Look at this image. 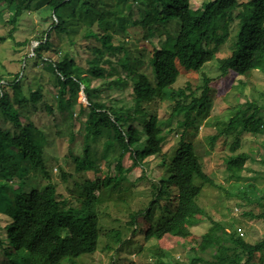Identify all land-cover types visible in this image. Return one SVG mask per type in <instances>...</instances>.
Here are the masks:
<instances>
[{
  "label": "trees",
  "instance_id": "16d2710c",
  "mask_svg": "<svg viewBox=\"0 0 264 264\" xmlns=\"http://www.w3.org/2000/svg\"><path fill=\"white\" fill-rule=\"evenodd\" d=\"M38 1H42L52 15L51 23L42 30L41 36H35L40 41L32 56L24 55L22 71L17 72L12 80L0 77V213L8 217L3 225L4 233L0 232V264H77V258L94 253L101 243L104 244L103 249L112 250L117 256L138 235L143 243L160 239L178 229L181 223L191 224L189 217L192 212L205 214L196 203L201 187L195 178L217 184L202 169L193 142L186 141L184 134L180 136L179 146L171 155L162 150L158 125L161 118L151 108V102H169L170 110L165 118L167 122L173 114L185 110L184 130L197 128L199 118L196 115H203L207 110L210 78L203 74V83L197 87L201 90L199 95L189 82L175 88L178 66L186 71H199L202 68L203 46L210 51L211 43L215 46L227 37L226 32L219 38L211 37L215 20L227 16L228 21H231L235 8H240L235 16L238 25L235 48L228 57L218 59L219 70L222 75L229 70L239 75H246L253 70L264 71V0H207L196 14L190 10L189 0H134L143 5V16L134 24L145 26L151 35L153 26L177 21L175 28L167 31L165 39L152 47L147 62L151 71L150 82L138 78L137 69L144 61L131 57L122 42L107 46L110 53L122 52V57L116 63L125 70L126 77L131 75L143 98L139 114H132L129 109L120 111L111 105L108 97V90L113 86H124L127 78L116 76L106 80L104 88L100 89L91 87L90 83L93 77L104 76L102 67L90 65L83 68L73 59L66 58L45 60L46 68L56 77L58 93L63 95L66 89L69 90V97L59 107L68 109L71 118V98L82 90L88 102L87 120L95 117L99 123L108 125L114 133L113 140L120 148L115 174H107L102 179L75 182L77 196H65L60 184L51 178L45 160L46 135L28 115L30 109L34 110L36 103L43 98L42 92L36 88L26 94L21 80L27 76L25 68L28 61H31L32 66L41 62L50 33L71 30L69 27L72 26L75 12L64 16L67 6L76 2L86 13L95 8L99 23L110 25L115 16L122 14L127 0H119L121 4L115 7H111L110 0H0V7L9 11L8 22L13 24L17 15L29 11ZM15 28L13 26L8 33L12 40ZM85 34L99 38V32L92 29H88ZM0 40H4V37L0 36ZM28 41L25 39L18 44L24 45ZM102 92H105V96ZM245 105L236 111L222 129L223 133H227L235 125H241V131L235 135L231 146L232 151L239 145L241 132L258 133L264 129V117L259 108L252 101ZM44 107L52 111L50 104L46 103ZM130 121L139 122L140 129L133 123L129 124ZM140 132L144 136L143 157L153 155L158 160L159 170L154 167L150 169L152 177L147 175V168L143 166L142 175L136 179L147 181L148 186L140 191L148 189L150 197L141 192L142 201L135 206L128 204L132 210L128 212L126 226L105 225L104 218L121 221L111 214L115 208L111 195L115 193L117 201L126 203L121 192L128 190V187H122V182L133 184L122 171L121 158L129 153L133 165H144L134 156L136 146L130 142ZM73 138L74 134L70 131L69 139ZM113 140L108 139L105 146L114 145ZM84 142L83 156H72L77 172L96 167L89 157L86 138ZM247 158L244 152L227 157L225 163L230 177H240ZM261 161L264 163V157H261ZM155 172H158L156 177ZM70 176L71 173H61L64 181ZM217 186L222 188L221 185ZM160 200L163 203L158 205ZM61 206H65L63 211H60ZM155 210L159 213L156 223L145 228L138 226L139 217L149 219ZM61 215L70 217L73 222L66 227L61 226ZM255 217L264 220V210ZM207 218L211 225L202 232L200 242L188 261L170 258L167 250L159 249L153 264H258L257 259L263 263L264 238L253 243L245 241L238 233L226 231L219 222ZM128 231L129 235L126 236ZM141 248L139 243L137 251Z\"/></svg>",
  "mask_w": 264,
  "mask_h": 264
},
{
  "label": "rangeland",
  "instance_id": "374dc122",
  "mask_svg": "<svg viewBox=\"0 0 264 264\" xmlns=\"http://www.w3.org/2000/svg\"><path fill=\"white\" fill-rule=\"evenodd\" d=\"M102 1L106 2V0ZM204 1L207 0H189L191 12L195 14L200 12ZM116 4H121V1L110 0L111 7H115ZM2 9L3 7H0V36L4 37V40H0V77L12 80L15 74L24 68V55L32 56L40 41L35 36H41L42 30L48 28L52 15L42 1H38L29 11H23L17 15L15 22L11 24L8 22L9 11ZM239 9L235 8L231 21H228L227 16L224 19L215 20L211 37L219 38L225 32L227 37L224 42L215 46L211 43L210 51L203 46V66L199 71H186L178 66L179 75L174 84L175 88L189 82L191 88L196 89L199 95L201 90L197 87L203 83V74L210 78L207 110L203 115H196L199 118L197 128L191 127L184 130L182 125L185 120V110L173 114L167 122L165 118L170 110L169 102L159 100L151 102V108L154 112H158L161 118L158 125L162 150L171 155L179 146L180 136L184 134L186 141L193 142L202 169L214 183L221 185L222 188L195 178V182L201 187L196 203L205 214L192 212L189 217L191 224L181 223L178 229L160 239L143 243L138 235L132 240L131 245L117 256L112 250L103 249L104 244L101 243L94 253L77 258V264H153L155 253L159 249L167 250L170 258L186 262L199 244L202 232L211 225L207 217L219 222L226 231L238 233L245 241L253 243L264 238V220L255 217L264 210V163L261 161V157H264V129L258 133L241 132L239 145L234 151L231 150V146L235 141V135L241 131V125H235L227 133L222 132L236 111L246 107V102L252 101L264 117V71L253 70L246 75H239L229 70L227 74L222 75L219 70L218 59L228 57L235 48L238 32L235 16ZM73 11L74 19L71 22L72 26L69 27L71 30L61 33L51 32L46 49L42 51L41 62L37 66H32L31 61H28L25 68L27 76L21 80L22 89L26 94L36 88L42 92L43 98L36 103L34 110L30 109L28 115L46 135V166L50 170L52 180L60 184V189L65 196H77L75 182L102 179L107 174L114 175L120 148L113 140L114 133L108 125L99 123L95 117L87 120L88 102L82 90L71 98L73 112L71 118L68 109L59 107L60 103H65L69 97V90L66 89L63 95L58 93L56 77L46 68L45 60L57 61L66 58L73 59L83 68H88L90 65L102 67L104 76L93 77L90 83L91 87H100V89L104 88L106 80L116 76L127 78L124 86L110 88L107 92L108 97L111 105L120 111L129 109L132 114H139L142 107L140 101L143 98L139 95L131 75L126 77L125 70L116 63V60L122 57V52L110 53L107 46L122 42L131 57H138L144 61L137 69L138 78L150 82L151 71L147 62L152 47L158 46L165 39L167 31H172L175 28V22L177 23L173 20L174 23L169 22L164 26L157 24L155 25L157 27H152L153 35L149 34L145 26L134 24L143 16V5L134 0L126 1L121 12L123 15L119 13L115 16V20L110 22V25L104 22L99 23L98 11L95 8H91L86 13L75 2L66 7L64 16ZM110 14L113 13L110 12ZM13 26L16 27L13 32L14 40L8 36ZM88 29L98 31L99 38L86 35ZM25 39L29 40L27 44H18ZM102 94L105 96V92ZM46 103L52 106V111L44 107ZM132 123L140 129L139 122H129V124ZM70 131L74 134L73 139H69ZM143 137V133L140 132L130 142L136 146L134 156L144 165H133L134 161L129 153L121 158L122 171L126 179L133 182V184L122 182V187H128V190L121 192V197L127 202L117 201L115 193L111 195L115 203H113L115 208L112 209L111 214L119 217L121 221L104 218L105 225L111 224L121 228L123 225L126 226V221L129 220L128 212L132 210V207L128 208V204L135 206L137 202L142 201L141 192L150 197L148 189L140 191L148 186L147 181L136 179L142 175L143 166L147 168L148 176L151 168L154 167L156 170L159 168H157L158 160L153 155L143 157ZM85 138L89 143V157L96 167L77 172L72 156H83ZM108 139H112L114 145L105 146ZM239 152L246 153L248 158L240 171V177L233 178L229 176L225 160ZM129 168L131 170H128ZM62 171L71 173L72 176L64 181L61 177ZM157 173L155 172V177ZM9 195H11L10 192ZM160 203L163 201L160 200L158 205ZM64 209L65 206H61L60 211ZM7 220V215L0 213L2 234L4 233L3 225ZM59 220L63 227L73 222L70 217L62 215ZM157 220H159V213L155 210L149 219L139 217L137 221L138 226L145 228L156 223ZM128 235L129 231L126 232V236ZM139 243L142 248L137 251ZM262 259L263 263L257 259L258 264H264V250Z\"/></svg>",
  "mask_w": 264,
  "mask_h": 264
}]
</instances>
